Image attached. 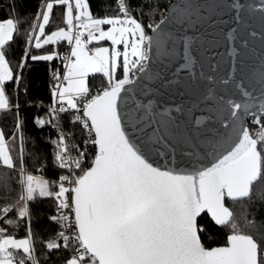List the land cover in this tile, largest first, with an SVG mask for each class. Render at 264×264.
Segmentation results:
<instances>
[{
  "label": "snow or ice",
  "instance_id": "1",
  "mask_svg": "<svg viewBox=\"0 0 264 264\" xmlns=\"http://www.w3.org/2000/svg\"><path fill=\"white\" fill-rule=\"evenodd\" d=\"M56 5L64 8V27L46 34ZM230 7L239 10L243 6L236 3ZM42 8L35 17L38 23L32 25L33 33L38 29L39 34L29 33L28 42L34 40V47L42 49L66 41L70 52L61 57L63 75L58 70L53 73L57 83L52 89L49 118L37 117L35 123L39 127L51 124L58 130V139L52 141L54 159L67 174L59 175L54 184L28 173L23 163V138L14 156L11 143L0 129V166L14 170L19 160L21 187L14 203L0 206V264H39L31 227L26 224L24 238L7 231L26 218L30 220V202L38 198H54L57 202V215L50 219L62 230L46 241L45 247L49 253L71 248L73 254L64 264H264V243L242 233L225 205L226 198H248L253 184L264 177V57L259 70V96L243 90L242 84L235 87L250 99L214 96L209 87L204 99L215 100V104L207 109L209 123L205 124L193 115L202 103L196 98L168 106L173 97H194L204 81H197L194 75L191 79L181 78L182 71H193L191 42L184 40L183 55L179 56L176 40L162 26L182 25L185 21L189 25L210 24L211 16H201L197 11L194 22L190 18L191 4L183 8L176 5L172 16L147 25L154 34L149 35L132 15L126 0H118L116 15L102 18L91 13L88 0H44ZM236 19L243 23L242 17ZM18 24L13 18L0 21L3 112L13 107L6 83L21 80L6 58V46L14 41ZM105 25L109 26L107 30ZM227 38L234 39L232 32ZM261 39L264 41V35ZM105 40L111 42V51L107 47H88L94 41ZM118 45H123V52ZM153 48L158 61L155 64ZM30 58L52 61L56 54ZM177 59L184 62L169 77V65ZM19 67L25 64L21 62ZM119 68L122 78L116 75ZM95 73L106 78V86L93 95L87 77ZM200 75L213 81L210 75ZM220 83L227 85L229 81ZM253 100L258 103L253 104ZM69 112L74 113L71 122L79 123L86 133L85 148L88 144L95 147L87 168L83 166L87 152L69 143L71 133L66 135L60 129V114ZM248 116L255 129L245 126ZM20 128L17 120L15 129L18 132ZM74 150L76 155H72ZM169 154L175 167L156 165L154 157ZM208 157L212 158L210 166H196ZM181 165L192 170H183ZM205 211L215 225L231 228L225 246L207 248L202 243L199 233L204 228L198 225V217ZM10 213H15V218H9Z\"/></svg>",
  "mask_w": 264,
  "mask_h": 264
},
{
  "label": "trees",
  "instance_id": "2",
  "mask_svg": "<svg viewBox=\"0 0 264 264\" xmlns=\"http://www.w3.org/2000/svg\"><path fill=\"white\" fill-rule=\"evenodd\" d=\"M171 1L126 0L132 15L145 26L147 33L151 30L147 25L157 23L164 16ZM43 2L44 0H0V21L8 18L19 21L14 41L6 46V58L10 62L14 75L19 74L21 77L19 83L15 81L6 83V93L13 107L10 111H0V129L11 143L14 156L18 155L21 137L23 138V163L26 171L36 174L40 170L42 177L51 180L65 174V170L60 169L54 159L55 145L52 141L56 140V134L51 124L39 127L35 120L49 113L53 85L57 82L53 79V73L60 71V68L55 65L54 59L33 61L30 57L53 54L66 49L69 45L66 41H59L56 44L44 45L42 49H36L34 40L31 43L28 42V34L33 31L32 25L36 23L35 17L41 10ZM88 3L95 17L113 16L118 13V0H88ZM63 11V6H54L50 24L45 29L46 34L64 27ZM34 35H38V29L35 30ZM25 50L28 52L27 57ZM21 62L25 64V67H19ZM116 75L117 78H122L120 68ZM87 84L91 90L100 89L106 86V78L100 73H95L87 77ZM73 115V112L64 113L61 119L68 133H71L69 143H75L80 150L87 152L83 165L87 168L94 158L95 147L88 144L85 148L83 141L86 133L82 131L79 123L71 122ZM17 120L21 123L18 132L15 129ZM251 121L252 117L246 118L247 126L255 129ZM74 153H76L75 150ZM16 164L17 167L14 170L0 166V179L4 182V186L0 187V206L14 203L21 191L19 160H16ZM56 203L54 198H38L30 202V220L26 218L18 227L7 229L9 234L20 238L26 236V224L31 227L35 238V255L39 264H62L71 256L69 249L49 253L45 247V240L55 236L60 230V226L50 219L55 214ZM225 204L233 212L240 231L264 243V177L253 184L248 198L238 201L225 199ZM9 218H15V213H10ZM198 225L204 228L199 235L207 248L225 245L227 235L232 233L230 227L215 225L205 214L198 220Z\"/></svg>",
  "mask_w": 264,
  "mask_h": 264
},
{
  "label": "water",
  "instance_id": "3",
  "mask_svg": "<svg viewBox=\"0 0 264 264\" xmlns=\"http://www.w3.org/2000/svg\"><path fill=\"white\" fill-rule=\"evenodd\" d=\"M186 3L192 5L191 12L193 14L190 17L192 21L195 22L197 20L196 13L198 11L201 16H211V23L201 22L199 24L194 23L193 25H189L185 21L182 25L174 26L166 24L162 27H165L171 34V37L176 40L179 56L182 57L183 55L184 40L187 39L191 42L189 53L194 60L193 71L192 74H189L187 70L182 71L180 73L181 78L191 79L194 75L197 81L203 80L204 82L195 90L194 97L189 95L173 97L169 101L168 106L175 107L181 101L188 102L196 98L202 101V103L194 111L193 115L194 117H201L204 123L207 124L209 123V112L207 109L213 107L215 104V100L204 99L205 95L208 94L209 87L212 89V95L214 96L225 95L228 98L236 100L250 99V97H243L242 91L235 87L236 84H242L243 90L249 91L254 96H259V70L262 64V57H264V41L261 39L262 35H264V0H172L164 16H172V8L174 6L180 5L183 8ZM236 3L241 4L243 7L239 10L230 7V5ZM40 11H42V7ZM237 16L243 18V23L237 21ZM36 23L38 22L36 21ZM233 29H236V31L233 32ZM229 32H232V36L234 37L231 41L227 38ZM253 32L256 33L255 36L251 35ZM148 34L154 35L151 30ZM152 55V63H158L155 57V48H153ZM164 62L167 63V60ZM183 62L182 59H177L173 64L169 65V77H171V72ZM210 66H215V69ZM201 72L205 76H212L213 81L209 82L201 77ZM221 80H228L229 83L223 85L220 83ZM138 98L145 99L143 97ZM251 102L253 104L258 103L255 100ZM255 110L253 109V111ZM173 115L179 114L173 113ZM246 118L245 126H247ZM154 162L157 166H167V168L175 167L171 160V154L164 158L154 157ZM211 162V157L207 159L202 158L196 166H210ZM181 169L186 171L192 170L190 166L184 165H181ZM204 214L211 220L206 211L201 213L198 220Z\"/></svg>",
  "mask_w": 264,
  "mask_h": 264
},
{
  "label": "built area",
  "instance_id": "4",
  "mask_svg": "<svg viewBox=\"0 0 264 264\" xmlns=\"http://www.w3.org/2000/svg\"><path fill=\"white\" fill-rule=\"evenodd\" d=\"M70 52V46H68L66 49H63L62 51H57V52H55V54H56V58H54V60H55V65L57 66V67H59L60 68V73H61V76L63 75V72H64V66H63V60L61 59V57L63 56V55H65L66 53H69ZM57 83V82H56ZM97 90L98 89H93V90H91V93L94 95V94H96V92H97ZM51 105H52V103H51ZM50 105V106H51ZM42 118H49L48 117V115L47 116H45V117H42ZM62 114H60V119H59V124H60V129L61 130H63L64 132H65V134L67 135V134H69L68 133V131L66 130V128H65V126H64V124H63V122H62ZM53 129H54V131H55V134H56V139H58V130L55 128V127H53ZM68 142H69V138H68ZM72 155H76V153H74V151L72 152ZM92 161V160H91ZM90 165H91V162H90ZM89 167V166H88ZM65 174H67L66 173V171H65ZM33 175H37V176H42L41 175V171L39 170L36 174H33ZM49 181H51V182H53L54 184L55 183H57L58 182V179H51V180H49ZM54 215H57V209H55V214ZM53 222H55V221H53ZM60 230H62L61 228H60ZM59 230V231H60ZM53 237H55V236H53ZM53 237H49V238H47L46 240H45V242L46 241H48L50 238H53ZM69 251H70V254L72 255L73 254V250L71 249V248H69Z\"/></svg>",
  "mask_w": 264,
  "mask_h": 264
},
{
  "label": "rangeland",
  "instance_id": "5",
  "mask_svg": "<svg viewBox=\"0 0 264 264\" xmlns=\"http://www.w3.org/2000/svg\"><path fill=\"white\" fill-rule=\"evenodd\" d=\"M43 9V8H42ZM98 18V17H97ZM100 18H102V17H100ZM104 27V29L105 30H107V28L109 27V26H107V25H105V26H103ZM39 34V33H38ZM90 49L91 48H94V47H107V48H109L110 49V51H111V49H112V45H111V42L110 41H107V40H105V41H100L99 43H97V42H93L92 44H90L89 46H88ZM117 48H118V50L119 51H121V52H123L124 51V48H123V45H118V46H116ZM134 59V58H133ZM121 63H122V57H121ZM120 71H121V74H122V68H120ZM90 75H93V74H90ZM89 75V76H90ZM56 189H54V191H55ZM17 238V237H16ZM20 238H24V237H20ZM62 264H64V262L62 263Z\"/></svg>",
  "mask_w": 264,
  "mask_h": 264
}]
</instances>
